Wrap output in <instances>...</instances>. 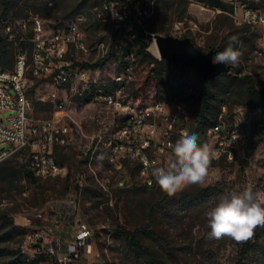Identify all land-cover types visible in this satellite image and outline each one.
<instances>
[{
	"label": "rangeland",
	"instance_id": "374dc122",
	"mask_svg": "<svg viewBox=\"0 0 264 264\" xmlns=\"http://www.w3.org/2000/svg\"><path fill=\"white\" fill-rule=\"evenodd\" d=\"M210 6H227L229 0H200ZM213 1V2H209ZM13 15L17 19L38 15L47 24H64L73 18L71 14L80 6L78 14H84L82 28L86 32L90 54L82 57L83 61L93 64L104 60L99 67V76L105 81L108 90L116 87L110 82V75L119 70L117 57L110 51L104 58L105 46L110 42L111 29L97 21L94 9L100 0H9ZM0 0V21L12 14H5ZM156 20L163 26L159 34L189 37L204 52L210 49L223 51L230 42L241 52L239 63L232 65L231 76L242 79L249 76L258 89L264 90V54L259 55L258 37L260 30L237 24L230 16L212 11H204L189 6L181 0H165L158 5L157 12L148 21ZM190 22L196 24L193 26ZM182 23V24H181ZM176 25L180 28L177 29ZM194 29H191V28ZM152 40L148 51L159 59L154 51ZM155 67L162 70L156 77L151 74ZM134 80L121 89V96L131 105L146 106L154 101L185 102L190 109L188 122L189 134H193L192 113L200 106L199 98L209 92L219 99L221 108L218 120L222 119L233 129L235 125L240 133V145L234 160L220 157L213 161L207 178L206 187L190 186L173 197L161 191L157 183L145 186L136 179V166L126 164L124 171L115 170L110 164L107 153L95 155L89 164L86 151L91 146L92 136L99 130L101 123L110 122L119 114L107 109L102 103L93 101L92 95L76 97L67 107V114L58 112L50 102V93L55 86L50 80H33L30 88L32 115L38 118L62 117L72 125L70 143L55 149L57 161L66 167L63 174L50 179L33 180L27 177L21 156L7 159L10 167L5 169L4 178H0V215L8 214L14 224L22 228V236L7 240V229L0 226V264L10 259L8 253L18 252L29 259L34 258V247L30 238L34 233L45 230L50 236H60L62 240L74 239L71 226L59 228L56 219H60L75 200L81 207V214L95 230V236L87 248L89 259L86 264H137V252L132 250L116 232L117 225L126 230H142L141 243L147 247L155 259L164 264H237L242 260L246 264H264V228H257L254 237L247 241L254 245L250 252L242 253L246 242H236L231 238L211 239L208 233L206 213L213 208L221 197L232 192L251 187L253 191L264 195V106L251 111L241 103L240 88L234 92L225 91L216 84L205 88L194 76V71H174L163 64L150 65L139 61L132 68ZM178 76L184 84L183 93L170 88L171 79ZM171 77V78H170ZM39 98H44L40 101ZM59 98H65L59 91ZM14 112L7 111L0 115L4 123ZM214 136L207 130V144L214 145ZM2 174V175H3ZM1 175V176H2ZM122 176H131L132 184L125 189L113 187L112 195L100 190L97 180L110 177L115 182ZM82 183V186H80ZM78 193L77 197L73 196ZM199 192L203 198L196 204H187L185 195ZM17 241V242H16ZM27 242V248H23ZM143 250V251H145ZM145 261V259H144ZM47 258L39 264H53Z\"/></svg>",
	"mask_w": 264,
	"mask_h": 264
},
{
	"label": "built area",
	"instance_id": "2783aa9c",
	"mask_svg": "<svg viewBox=\"0 0 264 264\" xmlns=\"http://www.w3.org/2000/svg\"><path fill=\"white\" fill-rule=\"evenodd\" d=\"M161 1L102 0L94 9L95 19L111 29L110 42L107 46L101 44L105 48L102 58L110 51L117 57L119 70L110 75V82L116 89L111 91L102 78L95 76L100 66L93 68L82 59L90 54L87 35L82 28L84 14H78L64 24L54 25L47 24L38 15L21 19L8 16L0 21V38L14 46L12 68L0 66V115L14 112L6 118L8 123L0 117V164L21 156L25 168L40 179L54 178L66 170L57 161L55 149L70 143L72 125L63 121L62 117L38 118L32 115V81L50 80L55 91L50 93L49 100L58 112L67 114V107L73 104L76 97L89 94L93 101L119 114L110 122H102L92 136L91 146L86 151L89 164L95 155L104 152L109 155L115 170L124 171L125 163H130L136 166V179L140 183L148 187L156 184L152 175L154 168L166 166L171 154L169 145L180 139L183 133H189V106L185 102L168 105L154 101L139 107L126 102L120 92L134 80L132 68L139 62L136 28L142 29L147 44L150 40L155 42V33L147 28V22L155 15ZM181 1L204 11L226 14L237 24L260 30L256 52L264 54V0H229L230 11L211 8L200 0ZM190 23L196 27L195 23ZM176 28L180 27L176 25ZM61 90L65 98H59ZM237 126L230 129L221 115L210 128L215 139L212 148L219 153V158L235 159L240 145ZM97 180L100 190L110 196L113 187L125 189L132 184L131 176H122L114 185L110 177H97ZM77 195L76 192L73 196ZM81 212L80 205L72 200L64 215L56 219L59 228H73L72 242L41 230L30 238L35 245L34 254L53 259V264H86L89 259L87 248L95 230ZM23 248H27V242Z\"/></svg>",
	"mask_w": 264,
	"mask_h": 264
},
{
	"label": "trees",
	"instance_id": "16d2710c",
	"mask_svg": "<svg viewBox=\"0 0 264 264\" xmlns=\"http://www.w3.org/2000/svg\"><path fill=\"white\" fill-rule=\"evenodd\" d=\"M4 8L5 14H12L9 17L17 18L15 15H13L10 7L9 0H1ZM102 0H100L101 3ZM165 1V0H162ZM217 1V0H213ZM209 1V2H213ZM211 8H217L221 9L223 11H230L231 8L227 6H217L212 5L210 6L208 3H205ZM80 6L71 14V16H76L78 13ZM158 9V8H157ZM157 12V11H156ZM8 17V16H7ZM153 18V17H152ZM148 23V22H147ZM156 20H153V22L150 24L151 32L152 33H160L163 29V26L157 25L155 27ZM148 28V24H147ZM137 31V57L139 61L147 62L150 65H154L155 63L163 64L166 68H171L172 70L176 71H194L190 67H182L180 65L172 64L167 62L164 59L158 60L157 57H155L152 53H150L146 48L148 47V44L144 41L145 40V34L140 28H136ZM167 35H169L167 33ZM216 53L219 52V49H215ZM14 61V46L6 41L3 38H0V66L5 69H10L13 66ZM103 64L102 61H97L93 64H88V66H91L93 68H97ZM163 70V69H162ZM162 70H157L155 67L151 70V74H155L156 77L162 73ZM194 76L198 78V81L201 83V85L205 88H209L211 85L216 84L217 86H221V88L225 89V91H233L234 88H240V97H241V103L246 106L251 111L256 110L257 108L264 106V90L258 89L255 86L254 81L249 76H244L242 79H238L237 76H231L230 73H223L221 76H219L217 79L210 81L208 83H205L199 75H197L194 71ZM171 78V77H170ZM178 76H175L173 79H171L170 88L174 91H178L179 93H183L185 85L182 83L180 84L178 81ZM181 100L185 101L187 98H181ZM181 101V102H183ZM200 106L199 108L192 113V128H193V134H196L198 136V143L204 144L207 143V130L214 126L216 122L218 121V110L221 108V102L219 99H216L215 96L209 92H205L204 95L199 98ZM8 162H3L0 164V178H4L5 174H3L5 169H8L10 166ZM62 165V164H61ZM64 166V165H62ZM11 168V167H10ZM27 177L33 180L40 179L36 177L31 171L28 169L25 170ZM3 174V175H2ZM2 175V176H1ZM203 196L199 192L190 193L188 195H185L184 201L191 205L196 204V202L199 199H202ZM0 226L1 229H7L6 231V238L7 240H12L15 237H19L24 235L25 231L14 224L13 220L9 217L8 214L0 215ZM116 232L123 238V240L126 242V244L134 251L137 252V264H164L163 261L160 259H155L150 253L149 248L147 247V250L144 249L142 243H141V233L142 230L136 229L134 231L126 230L122 225H117ZM17 242V241H16ZM258 244V239L254 243L246 242L243 246L242 253L250 252L251 248ZM145 250V251H143ZM10 259L7 261V263L4 264H39L40 262L46 260L48 257L44 255L37 254L34 258L29 259L28 257H25V255H22L21 253V245L19 246L18 252H11L8 253ZM145 259V261H144ZM237 264H246L242 260L238 261Z\"/></svg>",
	"mask_w": 264,
	"mask_h": 264
},
{
	"label": "clouds",
	"instance_id": "9594fccd",
	"mask_svg": "<svg viewBox=\"0 0 264 264\" xmlns=\"http://www.w3.org/2000/svg\"><path fill=\"white\" fill-rule=\"evenodd\" d=\"M233 42L212 57L213 65H236L241 52L232 46ZM166 166L156 167L152 175L163 193L169 197L190 186L206 187L213 161L219 159L207 143H198L196 134L183 133L174 144ZM208 233L211 239L231 238L236 242L251 240L257 228H264V195L251 187L232 192L206 213Z\"/></svg>",
	"mask_w": 264,
	"mask_h": 264
},
{
	"label": "water",
	"instance_id": "95a60500",
	"mask_svg": "<svg viewBox=\"0 0 264 264\" xmlns=\"http://www.w3.org/2000/svg\"><path fill=\"white\" fill-rule=\"evenodd\" d=\"M158 55L169 63L192 68L197 75L208 83L223 73H230L232 65H213L211 60L215 49L204 52L189 37L154 34Z\"/></svg>",
	"mask_w": 264,
	"mask_h": 264
},
{
	"label": "bare ground",
	"instance_id": "6f19581e",
	"mask_svg": "<svg viewBox=\"0 0 264 264\" xmlns=\"http://www.w3.org/2000/svg\"><path fill=\"white\" fill-rule=\"evenodd\" d=\"M152 46L154 48V51L156 52V54L158 55V50H157V46L155 44V42L152 43Z\"/></svg>",
	"mask_w": 264,
	"mask_h": 264
},
{
	"label": "crops",
	"instance_id": "0c3cea01",
	"mask_svg": "<svg viewBox=\"0 0 264 264\" xmlns=\"http://www.w3.org/2000/svg\"><path fill=\"white\" fill-rule=\"evenodd\" d=\"M231 9H232V7H231Z\"/></svg>",
	"mask_w": 264,
	"mask_h": 264
}]
</instances>
